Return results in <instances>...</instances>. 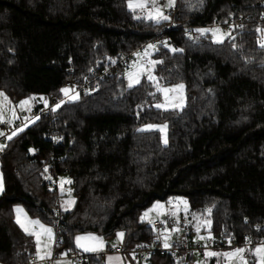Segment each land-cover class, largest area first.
I'll list each match as a JSON object with an SVG mask.
<instances>
[{"label": "trees", "instance_id": "16d2710c", "mask_svg": "<svg viewBox=\"0 0 264 264\" xmlns=\"http://www.w3.org/2000/svg\"><path fill=\"white\" fill-rule=\"evenodd\" d=\"M127 1L0 0V91L10 102L43 95L59 101L66 77L97 78L94 90L78 92L56 112L44 115L43 102H32L40 119L4 142L0 264H27L34 256L33 237L15 223L14 205L52 227L60 238L54 251L67 255L76 253L79 232L105 238L124 232L126 250L151 244V223L137 214L175 196L211 222L202 230L211 236L239 244L244 235L264 234V49L256 32L264 27L256 20L264 0H175L171 29L169 21L134 18ZM239 17L237 49L230 40L193 35ZM161 40L183 49L172 53L157 44L151 55L163 61L155 75L185 86L182 110L156 109L151 104L160 94L149 95L156 89L146 79L129 89L122 76L128 64L114 70L119 56ZM150 123L167 124L166 145L157 130L138 131ZM58 175L72 181L69 211L53 186ZM75 263L102 264V255L81 254ZM145 264L185 263L154 249Z\"/></svg>", "mask_w": 264, "mask_h": 264}, {"label": "snow or ice", "instance_id": "6c2138e0", "mask_svg": "<svg viewBox=\"0 0 264 264\" xmlns=\"http://www.w3.org/2000/svg\"><path fill=\"white\" fill-rule=\"evenodd\" d=\"M162 0H128V8L129 10L133 11L134 18L137 19H146L154 24H161L164 21H169L170 16L165 14V8H171L175 5V0H167L166 4L161 6ZM136 10H139L142 15L137 16L135 15ZM225 23H228L225 21ZM232 31L223 32L218 27L213 28H197L194 31L199 33L201 36L206 35L208 33L212 34L213 43H225L226 40L231 41V46L233 49H237L238 45L236 44L235 40L236 37L233 35L236 29L243 28V25H229ZM257 33H260V37L258 38V46L264 49V28H257ZM191 38V37H190ZM163 47L168 48L169 51L172 53H179L183 52L181 48L172 47L168 42H162ZM148 49H156V45L149 44L144 49V55H149ZM133 55L137 57H141L140 52H136ZM143 57H141L140 61H133L131 65L128 66V69L125 71V78L127 79V87L129 89L134 88L138 85H141L142 79H146L149 84L156 89L155 92H150L149 95L153 96L154 98L157 97V93L160 94L162 99H157V102L152 105L156 109H160L163 111H176L182 110L184 107V96L183 90L184 85L182 83L176 84L172 87L167 86L163 81L164 78L162 76L155 75L156 67L160 64H163L162 60H149L147 63H142ZM115 63V61H112ZM60 92L67 97V101H75L79 99V93L76 92L75 86L73 87H64L60 89ZM37 99L43 101L44 108L50 110L52 112H56L66 101L60 100L53 106L49 105L47 98L45 97H28L19 101L18 107L21 111H31V103L35 102ZM10 100L7 95L0 91V123H8L12 124L13 119L17 118V113L15 108H8L10 104ZM138 107H141L138 105ZM6 110L10 111L12 114L13 119H5ZM25 123L23 127L14 128L11 131L10 135H7L5 132L0 131V136H6L7 140H11L13 137L18 135L20 132H23L24 129L28 126L29 123H34L36 120H39V116L33 117H24ZM167 124L157 125V124H147L144 128L138 129V131H145V130H158L161 135L162 142L166 145L168 143L167 134H166ZM7 147L6 144L0 143V151H3L4 148ZM30 152L34 151L33 149H29ZM45 172L48 171L47 167L44 169ZM46 179L51 180V177H45ZM71 184L72 181L70 179L61 178L60 179V190L61 195L64 194V184ZM3 180L0 177V192H3ZM69 197L71 196V189H68ZM75 203V201L71 198L68 200H64L61 203V208L64 211H69L71 206ZM174 203L173 201H169V204ZM175 203L178 204H187L186 201L179 200ZM163 205L156 204L153 206V209L162 208ZM186 210V209H185ZM152 210H149V212ZM210 211V210H209ZM16 219L15 223L21 228V230L28 236L34 237L35 243V256L38 261L51 259L53 257V247L57 244L54 238L53 229L51 227L45 226V224L41 223L40 220H33L28 218V216L23 212V209L16 208ZM149 212H145L141 216V221H144L148 216ZM171 215H175V213H170ZM193 218L195 219V214H193ZM207 224H210V221H206ZM154 231L158 232L157 239L163 237V247L165 249H170L173 245L170 243L171 240V233L178 232L180 229L178 228H171L170 230L165 228L163 231L154 229ZM197 231V240L195 242H199L201 240L207 239H214L210 234L208 237L200 235L201 226H196ZM125 233L124 232H117L116 233V242L112 244L113 248H116L118 245H121L124 240ZM233 237H228V245L229 250L224 252H216L207 249V245L205 244V251L203 256L205 259H216V264H264V241H260L259 246H255L254 248L250 249L247 245H252L253 241L251 238H245V246H239L235 249L231 248ZM75 245L77 249H80L83 252H91V253H98L103 251L105 241L103 237L96 236L94 234H87L84 236H76L75 237ZM144 245H138L137 247H143ZM63 255H67V253H62ZM133 258L135 259V254L133 253ZM253 257L251 260L248 257ZM120 257H108L109 264H113V262L119 261ZM54 264H64L63 261L57 259L54 261Z\"/></svg>", "mask_w": 264, "mask_h": 264}, {"label": "rangeland", "instance_id": "374dc122", "mask_svg": "<svg viewBox=\"0 0 264 264\" xmlns=\"http://www.w3.org/2000/svg\"><path fill=\"white\" fill-rule=\"evenodd\" d=\"M167 3V0H162V3H161V6H163V4H166ZM174 7V6H173ZM173 7H171V8H165L164 9V11L165 12H168V11H170ZM136 15L137 16H140V15H142L141 13H140V11L139 10H136ZM213 27H218V28H220L221 29V31H223V32H227L226 30H224L223 28H221L220 26H216V25H214V26H203V27H198V28H213ZM264 28V27H263ZM197 29V28H196ZM193 35L194 36H197V35H200L199 33H197V32H195V33H193ZM208 35V37L213 41V37H212V34L211 33H208L207 34ZM259 35H260V33H259ZM162 42H166L165 40H161V41H158V42H156V43H154V45H157V44H162ZM149 44H153L152 42H149V43H147L142 49H137L134 53H136V52H140L141 53V57H143V60L141 61L142 63H147L149 60H152L151 59V55H152V53H153V51L155 50V49H148V53H149V55H147V56H145L144 55V49L146 48V46L147 45H149ZM133 53V54H134ZM141 57H137V56H135V55H133L132 56V60L130 61V63L127 65V67L126 68H124L123 70H122V76H123V78H124V80H125V85L127 86V79L125 78V71H126V69H128V66L129 65H131L132 63H133V61H140L141 60ZM176 84H180V83H176ZM176 84H171V85H167V86H169V87H172V86H174V85H176ZM183 96H184V98H185V93H184V90H183ZM24 99H26V98H24ZM159 99H162V97L160 96V98ZM21 100H23V99H21ZM21 100H18V101H16L15 103H13V102H11L9 105H8V108L10 109V108H15V111H16V113H17V118H15V119H13L12 118V114H11V112L10 111H7L6 110V115H5V119L7 120V119H13V123L12 124H14V123H16V122H18V121H21L22 120V122L20 123V126H18V127H23V125L25 124V123H27V121H25V119H24V113H26V112H28V111H21L18 107H16V105H18V103H19V101H21ZM63 100H65V101H67V97H65L64 95H63ZM60 101V100H59ZM58 101V102H59ZM58 102H56V103H58ZM157 101H155V102H153L151 105H154L155 103H156ZM56 103H54L53 105H55ZM184 104H185V99H184ZM31 105H32V103H31ZM21 119V120H20ZM30 124V123H29ZM28 124V125H29ZM150 124H157V125H163V124H165V123H150ZM145 125H147V124H145ZM145 125H143L141 128H144L145 127ZM17 127V128H18ZM0 131H3V132H5L4 131V128H3V126H2V123H0ZM158 131V130H157ZM159 132V131H158ZM7 135H10L11 134V132H9V133H6ZM167 134V133H166ZM161 133L159 132V136H160V141H161V143L162 144H164L163 142H162V140H161ZM6 141V140H5ZM4 141V142H5ZM4 142H1V143H4ZM61 178H65L66 180H67V178L64 176V175H58L55 179H52L53 180V182L55 183V185L57 186V193H58V195H59V197H58V201H59V204L61 205V203L64 201V200H68L69 198H71V199H73V196H72V194H71V196L69 197V194H68V189H71L70 187H69V185L66 183V184H64V189H65V191H64V194L63 195H61V190H60V179ZM179 200H183V201H186V199L185 198H183V197H181V196H175V197H170V198H168L167 200H165V201H160V200H156V201H154V202H152L150 205H148L147 207H145L144 209H142L138 214H137V220L138 221H140V222H146V223H148V224H150L151 222H153L154 220H158L159 222H160V224H161V228H160V230L161 231H163L165 228H167V229H171V228H173V227H175V228H178V229H180V231H178V232H172L171 233V240H170V243H173V242H175V240L179 237V234H180V232L181 231H187L188 229H189V227L192 229V230H196V226L197 225H200L201 226V230H204L205 231V227L207 226V223H206V221H208L205 217L203 218V217H199L198 215H196L195 214V219L193 218V213H190V211H189V207H188V203L185 205V204H178V203H175L176 201H179ZM169 201H173L174 203H172V204H169ZM187 202V201H186ZM156 204H160V205H163L164 207H162V208H156V209H153V206L154 205H156ZM16 208H21V209H23V212L28 216V214L25 212V210H24V208L21 206V205H14L13 206V208H12V212H13V217H14V221H15V219H16V212H15V209ZM60 208H61V206H60ZM62 209V208H61ZM186 209V210H185ZM63 210V209H62ZM149 210H152V211H150L149 212ZM145 212H149V216L144 220V221H141V216L145 213ZM175 213V215H171L170 213ZM28 218H30V219H32L31 217H29L28 216ZM34 220V219H33ZM18 226V225H17ZM19 227V226H18ZM20 228V227H19ZM205 228V229H204ZM21 229V228H20ZM117 232H121V231H116L113 235H111L110 237H108V238H105V237H103V236H101V235H98V234H96V233H92V232H79V233H76L75 235H74V239H73V242H74V247H75V249H76V251H78V252H80V253H82V254H90V255H98V254H100V255H102V252H98V253H91V252H83V251H81L80 249H77L76 248V245H75V237L76 236H78V235H80V236H84V235H87V234H89V233H91V234H94V235H96V236H100V237H103V239H104V241L106 242L105 243V246L107 245V243L109 244V245H111L112 244V242L113 241H116V233ZM203 232V231H202ZM205 234H206V232H204ZM207 235H209V234H207ZM197 238V237H196ZM157 241H158V248H161V249H165L164 247H163V237H161L160 239H157ZM104 246V247H105ZM211 251H215V250H211ZM224 251H228V248H226V249H223V251H217L216 250V252H224ZM62 253H67V252H65V251H62V252H58V255L60 256V258H63V259H65V264H76L75 262H72L71 261V259H68L67 257V255H61ZM208 260L209 259H205V257L203 256V255H201V254H199V253H194L193 254V258H192V262L191 263H189V264H207L208 263ZM126 261V264H129V262H128V260H125ZM102 263H103V257H102ZM140 264H145V260L144 261H141L140 262Z\"/></svg>", "mask_w": 264, "mask_h": 264}, {"label": "built area", "instance_id": "2783aa9c", "mask_svg": "<svg viewBox=\"0 0 264 264\" xmlns=\"http://www.w3.org/2000/svg\"><path fill=\"white\" fill-rule=\"evenodd\" d=\"M165 14L170 16V20H169V23L167 25V28L171 29L174 26L173 25L174 13H173V11H170V12H165ZM256 20L257 21H260V20L264 21V12L259 13L257 15ZM226 21L228 23L224 22L222 25H219L214 21V25L220 26L221 28H223L224 30L229 32V31H232V29L229 27V25H242L244 22V19L241 17H239L237 19L229 18ZM144 46L145 45H141L138 49H142ZM134 52L135 51H133L132 53H130L126 56H124V55L119 56L116 64L113 65L114 70L123 69L127 64H129L130 61L132 60V56H133ZM103 74H104V71L99 73L98 77H102ZM95 78L90 79L89 76H85L84 81L81 82L79 78L71 75V76H68L64 79V81L62 82V88L75 86L76 92H85V91L94 90L97 87V84H96L97 78L96 79ZM42 97L47 98L50 106H53L54 103L58 102V99H56L55 97L49 98L46 95H43ZM49 110H50V108L45 109L44 104H43V107L41 109V113L44 115H47ZM23 115H24V117L25 116L33 117V116H37L38 112L35 111L34 109H32L30 112L24 113ZM21 122L18 121L14 124L2 123V126H3V128H5L6 132H11L14 128H17L18 126H20ZM55 178H53V179H55ZM53 186L57 189V186L55 185L54 182H53ZM160 228H161V224L159 221L151 222V229H152L151 234H152L153 241L151 244L146 245L143 248L137 247V248H134L132 250H126L122 247V245H118L116 248H113L111 246L110 250L114 253L124 255L128 259H131V257H133L132 254L134 253L135 259H137L139 261H144L148 258L149 254L154 251V249H158L160 251H163V252H166L168 254L173 255L177 260H180L182 263L187 264L189 262L190 258L193 257L194 253L202 254L205 251V244L207 245L208 250H218V249L229 248L228 240H223L218 236H212V237H214V239L201 240L197 243V242H195L197 240L196 237H191L185 233H182V234H179V237L175 240V242L172 243L173 246L170 249H161V248H158V241H157L158 232L154 231V229L160 230ZM246 237H247L246 235H244L242 237V240L240 242L241 244L245 245V238ZM59 240H60L59 236L55 237V241L57 243L59 242ZM251 240L253 241V244L247 245V246H253L256 243H260V241H264V234L258 240H255L253 238H251ZM235 245H237L235 242L231 243V247H233ZM57 254L58 253L53 250V257L51 259L44 260V262L46 264H51L53 259L57 256ZM68 256L71 257V259L73 261H77L80 259V255L71 254ZM29 261L35 262L36 261L35 256H31Z\"/></svg>", "mask_w": 264, "mask_h": 264}, {"label": "crops", "instance_id": "0c3cea01", "mask_svg": "<svg viewBox=\"0 0 264 264\" xmlns=\"http://www.w3.org/2000/svg\"><path fill=\"white\" fill-rule=\"evenodd\" d=\"M127 6H128V1H127ZM33 109V107H32V105H31V110ZM29 112V111H28ZM27 113V112H26ZM21 120V119H20ZM22 121V120H21ZM21 121H19V122H21ZM4 131H5V133H9V132H6V130H5V128H4ZM6 140V136H0V143L1 142H4ZM0 177H1V174H0ZM32 219H34V218H32ZM34 220H37V219H34ZM154 221H158V220H154ZM45 226H47V227H50V226H48V225H45ZM52 228V227H51ZM202 229V228H201ZM54 233V232H53ZM182 233H185V234H187V235H189V236H191V237H197V231L196 230H192L190 227H189V229L187 230V231H181L180 232V234H182ZM200 235H203V236H205V237H208L209 235H207V233L205 234L204 232H202V230L200 231V233H199ZM33 240H35V238L33 237ZM116 241H113L112 242V244L113 243H115ZM106 243V242H105ZM112 244L111 245H109L108 243H107V245L104 247V249H103V251H101L102 252V257H103V263L102 264H109V261H108V257L109 256H112V257H120L121 259L119 260V261H116V262H113V264H126V261L125 260H128V262H129V264H136L137 262L140 264V262L141 261H138L137 259H134L133 257H131V259H128L126 256H124V255H122V254H117V253H114V252H112L111 250H110V247L112 246ZM172 244V243H171ZM239 246H245V245H243V244H241V243H239V244H237V245H235V246H233V247H231L232 249H235L236 247H239ZM255 246H259V243H256V244H254L253 246H247L248 248H250V249H252V248H254ZM226 249V248H225ZM53 250H54V247H53ZM223 251V249H218L217 251ZM228 250H229V248H228ZM216 251V250H215ZM204 253V252H203ZM203 253L201 254V255H203ZM82 253H80V252H78V251H76V253H75V255H81ZM34 256H35V243H34ZM68 256V255H67ZM35 258H36V256H35ZM68 259H71V257H67ZM193 258V257H192ZM192 258H191V261H190V263L192 262ZM253 257H251V256H249L248 257V259L249 260H251ZM57 259H59V260H61V261H63L64 262V264H65V259H63V258H60V256L57 254V256L53 259V261L51 262V264H54V261L55 260H57ZM215 259V258H214ZM71 261L72 262H75V261H73L72 259H71ZM27 264H46L45 262H44V260H40V261H38L37 260V258H36V261L35 262H30V261H28V263Z\"/></svg>", "mask_w": 264, "mask_h": 264}]
</instances>
